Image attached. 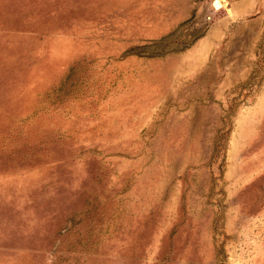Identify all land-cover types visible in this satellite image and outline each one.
I'll use <instances>...</instances> for the list:
<instances>
[{
    "label": "rangeland",
    "instance_id": "374dc122",
    "mask_svg": "<svg viewBox=\"0 0 264 264\" xmlns=\"http://www.w3.org/2000/svg\"><path fill=\"white\" fill-rule=\"evenodd\" d=\"M0 0V264H264V0Z\"/></svg>",
    "mask_w": 264,
    "mask_h": 264
},
{
    "label": "bare ground",
    "instance_id": "6f19581e",
    "mask_svg": "<svg viewBox=\"0 0 264 264\" xmlns=\"http://www.w3.org/2000/svg\"><path fill=\"white\" fill-rule=\"evenodd\" d=\"M219 4H220V1H219V0H217V1H213V5H214L215 7H218Z\"/></svg>",
    "mask_w": 264,
    "mask_h": 264
},
{
    "label": "water",
    "instance_id": "95a60500",
    "mask_svg": "<svg viewBox=\"0 0 264 264\" xmlns=\"http://www.w3.org/2000/svg\"><path fill=\"white\" fill-rule=\"evenodd\" d=\"M215 1H217V0H215ZM220 5H221V3L219 4V6H220ZM219 6H218V7H219ZM214 7H215V6H214Z\"/></svg>",
    "mask_w": 264,
    "mask_h": 264
}]
</instances>
